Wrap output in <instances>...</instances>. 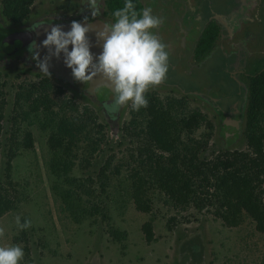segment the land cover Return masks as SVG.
<instances>
[{
	"label": "rangeland",
	"instance_id": "obj_1",
	"mask_svg": "<svg viewBox=\"0 0 264 264\" xmlns=\"http://www.w3.org/2000/svg\"><path fill=\"white\" fill-rule=\"evenodd\" d=\"M42 8L43 0H34L31 19L39 18ZM263 8L264 0H261L260 11ZM1 19L0 16V45L7 34L17 29L15 25L7 24ZM262 65L264 60L255 64V68L258 70ZM10 66L9 61H4L0 46V68ZM16 71L8 72L4 80L6 84L3 87V96L0 95L3 115L0 119L3 126L0 141L1 144L6 141L13 129V118H16V126L31 132L33 147L20 148L13 159L12 179L18 189L20 201L15 209L0 215V228L4 229L0 246L20 245L25 253L20 264H184L189 255V244L199 248L198 254L193 256L196 259L201 258L204 264H260L264 260V232L257 231L254 222L249 218H245L238 226L228 227L214 217L210 210H197L192 205L185 209L176 208L157 191L152 193L150 212L137 210L126 189L130 173L135 168L139 138L134 136L137 131H130L128 134L120 131L119 127H105L103 141L86 168L81 167L84 164L81 160L87 156L89 141L81 136L77 160L72 170L74 176L91 175L96 179L100 167L111 159L109 170H106L110 177L106 193L107 199L109 198L110 220L104 222L100 215H95L81 222L73 221L53 189L58 181L48 168L50 150L47 137L50 129L40 128L38 120L34 121L32 116L27 117V102L21 104V108L15 106L16 91L20 85L25 86L26 83L44 76L40 73L37 77L35 73L25 70L17 74ZM51 78L63 90L60 95L50 92L54 101L65 104L69 102L76 108L72 110L69 105H65L63 111L67 116L80 115L85 106L94 108L95 103L89 97L77 95L74 86L61 82L57 77ZM80 85L90 88V91L97 89L94 81ZM110 103L111 101L106 100L107 105ZM188 106L185 107L188 111L193 108ZM120 116L119 126L122 127L132 116L130 102L123 107ZM100 119L104 121L101 116ZM30 122L33 123L29 124ZM207 131L203 122L190 136L194 139H207ZM22 135L20 132L19 139ZM94 136L91 134V137ZM236 149H248L244 128L234 139L222 138L221 131L214 128L207 139L202 157L210 159L220 150ZM4 163L2 152L0 179L3 178ZM262 188L264 198V183ZM17 215L21 217L22 223L25 219H30L31 227L26 230L18 229L15 223ZM149 219L153 220L152 241H146L142 231L143 223ZM111 229L123 231L124 239L116 240L112 237L109 232ZM183 251L186 253L178 261L177 253L182 254Z\"/></svg>",
	"mask_w": 264,
	"mask_h": 264
},
{
	"label": "trees",
	"instance_id": "obj_2",
	"mask_svg": "<svg viewBox=\"0 0 264 264\" xmlns=\"http://www.w3.org/2000/svg\"><path fill=\"white\" fill-rule=\"evenodd\" d=\"M32 4L33 0H1L0 15L7 24L24 25L30 17ZM5 77L6 74L0 71L2 96ZM50 92L60 95L63 90L53 83L52 78L45 76L25 86L20 85L16 91L15 106L21 108V104L27 102V117L38 120L40 128L50 129L47 137L50 150L48 168L58 181L53 189L72 220L81 222L100 215L104 222H108L109 198L106 193L110 177L106 170H109L111 159L100 167L96 179L91 175L82 177L72 174L80 137L84 136L89 141L87 156L81 160L84 162L81 167L86 168L103 141L106 124L96 109L87 106L80 115L67 116L63 111L65 105L72 110L76 108L69 102L54 101ZM146 98L148 106L139 111L131 108V118L119 129L125 133L137 131L134 136L139 138L135 168L130 173L126 189L135 208L150 212L152 193L157 191L176 208L185 209L192 205L197 210H210L228 227L238 226L249 218L257 231L264 232V71L256 73L250 81L244 126L248 149L220 150L210 159L202 157L207 139L214 129L205 115L196 110H186L181 98ZM2 116L0 109V119ZM13 119L12 131L3 144L0 141V160L2 152L5 158L3 178L0 179V215L15 209L20 201L12 179L13 159L20 148L33 147L31 132L20 129L16 126V118ZM204 120L208 129L205 133L207 139H194L190 135ZM2 129L0 124V138ZM20 132L23 134L21 139ZM91 134L95 136L91 137ZM152 221L149 219L142 225L146 241L154 238ZM109 232L116 240L125 237L123 231L111 229ZM189 246L192 253L194 246ZM260 264H264V260Z\"/></svg>",
	"mask_w": 264,
	"mask_h": 264
},
{
	"label": "flooded vegetation",
	"instance_id": "obj_3",
	"mask_svg": "<svg viewBox=\"0 0 264 264\" xmlns=\"http://www.w3.org/2000/svg\"><path fill=\"white\" fill-rule=\"evenodd\" d=\"M260 1L133 0L138 12L150 7L153 15L163 19L159 28L153 31L167 45L169 53L166 79L149 88L145 95L161 100L181 98L186 107H193L190 111L205 115L215 130L221 131L222 138H236L245 126L250 81L256 73L264 71V65L258 70L255 68V64L264 60V8L260 11ZM98 3L100 15L93 18L84 0H43L40 17L31 19L30 13L25 24L15 25L17 29L13 31L40 22H85V16L87 22L114 23L113 12L122 8L125 0H98ZM27 53L28 60L9 58L4 54V61H9L11 66L2 67L0 71L6 75L14 70L17 74L27 71L38 77L41 72L36 61L31 59L32 53L28 50ZM58 78L74 86L77 95L89 97L95 103L93 107L104 120L105 127L120 129L124 106L117 111L111 110L114 98L106 104L108 89L105 84L93 80L97 89L92 94L80 85L81 82H67L60 75ZM224 125L229 127V132ZM196 252H199L198 247H193L192 253L188 250L184 264H204L201 258L192 255ZM185 253H177L176 259L181 261Z\"/></svg>",
	"mask_w": 264,
	"mask_h": 264
},
{
	"label": "clouds",
	"instance_id": "obj_4",
	"mask_svg": "<svg viewBox=\"0 0 264 264\" xmlns=\"http://www.w3.org/2000/svg\"><path fill=\"white\" fill-rule=\"evenodd\" d=\"M86 8L91 10L93 18L100 15L98 0H84ZM114 23H104L102 29L96 31L97 44L103 41V50L98 57L91 52L92 44L88 33L90 24H82L73 20L71 29L64 31L61 25L51 26L42 47L48 54L41 59L36 51V41L29 45L31 59L36 61L39 72L45 77H52L50 61L52 57L64 56L65 65L72 70L77 82L87 84L98 76H103L114 85V103L112 111L131 103L134 111L148 106L146 92L158 86L166 79L169 53L167 45L153 31L163 23V19L152 14L150 7L142 12L136 10L133 0H125L122 8L113 12ZM85 22L88 17H84ZM41 25H32L34 31ZM71 50L69 49V46ZM18 229L31 227V220L15 217ZM4 229L0 228V237ZM24 250L18 245L0 246V264H20L24 258Z\"/></svg>",
	"mask_w": 264,
	"mask_h": 264
},
{
	"label": "water",
	"instance_id": "obj_5",
	"mask_svg": "<svg viewBox=\"0 0 264 264\" xmlns=\"http://www.w3.org/2000/svg\"><path fill=\"white\" fill-rule=\"evenodd\" d=\"M71 23L72 21L40 22L25 26L19 30L7 34L1 41V49L5 54V56L9 58H20L22 60H28L29 55L27 53V50L29 48V45L32 44L33 41H36L37 48L35 50L40 52L41 59H43L44 56L48 54V49L43 48L41 45L43 40L46 39L47 32L50 31L51 26L61 25L64 31H69L71 29ZM80 23L82 24L87 23L92 26V30L87 35L92 44L90 50L95 57H98L103 50V41L97 44L96 31L102 29L104 23L97 20L93 22H80ZM32 25H41V26L34 31ZM71 47L72 46L70 45L69 46L70 50ZM49 70L52 73L53 77L58 78V75L62 74L63 79L67 82H71L75 80L72 75V70L68 68L64 63L63 53H61L60 58L52 57L50 61ZM94 80H96L97 83L99 84H105L107 86L108 91H107V97H105V102L106 100L111 101V99L114 98V85H112V83L103 76H98ZM74 84L75 86H77V83L73 82V85ZM87 89L90 90V88ZM91 92L92 94H94V89H92ZM224 126L229 132L230 131L229 127L227 125Z\"/></svg>",
	"mask_w": 264,
	"mask_h": 264
}]
</instances>
